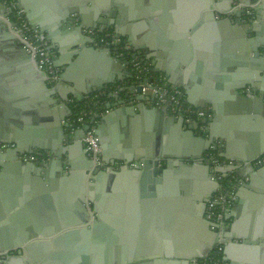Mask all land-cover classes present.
Segmentation results:
<instances>
[{
    "label": "crops",
    "instance_id": "1",
    "mask_svg": "<svg viewBox=\"0 0 264 264\" xmlns=\"http://www.w3.org/2000/svg\"><path fill=\"white\" fill-rule=\"evenodd\" d=\"M249 1L246 4L255 7L254 19L260 26L258 36L264 39V0ZM130 2L132 3L130 9L137 13L146 12L138 10L134 0ZM235 2L231 4V0H142L141 7L150 9L152 16L148 19H152L154 24L144 20L140 21L143 17H138L135 20L136 23H139L135 27V32L138 33L134 34V40L168 46L163 50L167 51L166 53L174 51L172 58L179 60V65L175 67V76L173 80L171 78V81H176L179 85L169 84L166 80L169 86L184 90V102L200 103L205 98L211 97L219 105H223L225 112L230 113L229 111L233 110L232 106L235 105V101L232 98L231 88L242 75V70L237 69L235 65L241 55L242 40L236 36L230 23H226L228 18L226 13L231 11ZM28 4L32 8L31 14L36 21L55 24V27L52 26L55 38L66 39L67 33L64 28L58 26L57 21L53 22L57 11H55L56 5L52 0H31ZM77 5L82 14L88 16L92 23L91 7L84 6V1L78 2ZM155 25H159V30L154 29ZM89 30L91 29L86 28V33L94 35L96 38L111 32L100 34L96 30L95 33H90ZM253 35L254 33L250 34V36ZM121 37L126 40L125 37ZM45 40L49 47L51 42L47 38ZM128 44L134 48L133 44ZM53 52L56 53V49ZM13 55H15L13 51H0V105H2L0 108L16 115V117L12 116V119L6 120V117L2 115L0 121H4L5 126L12 123L16 125V130L24 138L44 140L47 129L42 130L33 119L34 114L38 116V108L34 103L41 106L40 84L37 80L28 79L26 62H19L20 58ZM172 58H165L167 67L170 66ZM93 59V55H90L85 63L84 61L81 63V67H87L89 75L104 73L105 66H101L99 62H91ZM184 62L186 64H183ZM147 63L146 66L149 69L154 67L152 60H148ZM88 73L81 75L82 72L72 70L71 79H76L82 86L78 88L73 85L75 97L84 94V78H87ZM47 83L49 86H53L48 80ZM67 85L66 88L71 87L72 83L68 82ZM261 86L264 87V83H261ZM5 89L8 92V97L1 95ZM24 89L28 90L24 91ZM30 94H32L33 100H31ZM56 97H59V94ZM26 109H30L31 113L34 112V114L28 115L27 119L22 116ZM227 116L229 114H225V120L213 121L212 130L206 129L207 126L202 125L195 130L194 138L191 135H186L184 129L179 127L177 122L173 123L171 130H166L165 123H162L157 115L152 114L149 109L137 117L119 115L114 118L108 128L104 129L103 134L109 136L110 140L113 138L114 148H117L116 150H119L120 153L128 146L133 148L142 144L159 152L167 150L175 161H185L179 166H174L166 183L161 184L159 194L156 197L147 198V202L137 197L139 179L137 180L133 173L135 166L128 167L123 161H116L114 167L110 165L114 168L116 175L113 177L105 175L106 177L103 178L98 189L101 204L100 214L103 219L107 220L106 226L100 227L101 237H104V234L105 238L108 234L117 235L118 232L124 230L129 233L135 232L136 236L131 234L134 237L130 235V240L127 243L121 239L116 240L115 244L109 243L107 239L103 240L107 254L100 251V256L104 263L112 260L113 263L130 264L138 256L143 258L154 255L161 256L164 254V250L168 249L173 251L174 257L190 255V259L193 257V259L200 260L210 255L215 248L217 236H212L206 225V219H208L206 211V219H204L203 214L201 215L199 211L202 208L199 209L200 203L194 201L193 198L196 195L206 199L211 194L215 195L218 192L216 180L221 173L217 171V168L226 162L215 165L207 161L201 163L195 160L194 154L203 152L206 155L214 150L213 144L207 150V140L204 139L205 137L207 139L211 132L229 137V143L226 139L223 142L217 138L214 139V144L218 143V148H221L218 149L219 151L228 152V158L240 159L241 154H254L264 150V119L258 122L254 121L253 125L256 127L252 126L248 130L246 126L233 125ZM95 122L97 129L100 120H95ZM190 122L187 119V123ZM19 123H23L24 126H20ZM65 123L63 122L65 131L73 133ZM208 166H210V170ZM238 166V172L244 173L247 164L242 162ZM253 167L256 170L262 168L254 165ZM13 173L15 176H11L5 181L0 193V248L25 247L30 243L48 240L52 244L50 251H56L53 241H50L51 237L54 239L55 235L45 237L40 234L35 236V233L52 231L59 234L62 231H67L68 228L62 225L58 228L57 224L60 223V208L63 212L71 208L64 195L69 186H61L62 183L59 182L55 189L46 191L41 181L35 178H23L18 173ZM260 177L255 183L256 189L249 190L243 187L244 182L242 181L249 182L250 180L248 175L238 183L236 188V192L242 194V203L238 205L236 202L229 211L227 233L233 224L236 225L235 232L231 231V233H236L240 237L242 245H232L229 248L228 244L232 239L227 235L229 240L224 244V250L227 245L228 247L223 256L227 264H232V260L234 264H264V174ZM186 188L191 189L194 196H186L184 191ZM57 192L62 199H59V202H62L61 206L58 204ZM191 196L193 198H190ZM186 197L190 199L188 200ZM137 198L136 207L132 206L131 208V205H135L134 200ZM11 203L13 207H16L14 212L6 210V206ZM137 205L139 206L137 207ZM203 211L204 209H202ZM128 217L132 219L129 224ZM67 219L69 220L70 216ZM141 233H143L142 237H140ZM134 238L137 240L136 243L131 241ZM141 239L144 241L143 247L148 251L145 254L148 255H142L137 250L134 252L135 245L138 248ZM75 243H86L83 233L80 234L78 240H66L62 249L67 251ZM123 247L128 248L124 254L110 252L112 248ZM160 250H162L160 253L156 252ZM150 251H154V253ZM3 253L6 254L0 260V264H9L10 259L17 256V251L14 256L10 252ZM33 255V259L28 255L25 256V260L30 264H55L54 259L48 256L42 257L37 250L33 251ZM193 259L190 260V264L194 263Z\"/></svg>",
    "mask_w": 264,
    "mask_h": 264
},
{
    "label": "water",
    "instance_id": "2",
    "mask_svg": "<svg viewBox=\"0 0 264 264\" xmlns=\"http://www.w3.org/2000/svg\"><path fill=\"white\" fill-rule=\"evenodd\" d=\"M16 1L18 2L19 8H24L30 24L38 28L43 38H47L51 42L48 49L53 55L55 65L60 72V81L53 86L48 85L47 76L37 67L34 57L24 47L22 41L23 35L19 33V30L14 28L16 22L13 19V13L7 10V5L3 0H0V51H13L15 53L13 56L18 59L20 58L19 62L22 63L25 61L28 66L26 71L28 79L31 81L37 80L42 90L39 93L41 106L34 103L38 108V116L34 112H29L31 111L30 109H26L22 113V116L27 119L29 118L28 115L34 114L33 119L38 123V126L42 130L47 129L44 140L28 139L19 134L15 128L16 125L13 123H6L7 125L5 126L4 121H0V193L5 181L9 177L15 176L12 172H16L23 176V178H35L41 181L46 191L52 188L55 189L56 184L59 182L62 183L61 186H69V189L65 191L64 195L67 199V204L71 208L70 210L67 209L65 211L66 213L61 208L59 210L60 223L58 222L57 226L60 228V225H62L68 228L66 232L62 231L59 234L52 231L35 233V236L38 234L45 237L55 235L54 239L51 237L50 241H53L56 251H50L52 244L48 240H43L30 243L25 247L0 248V260L5 257L4 255L6 253L4 254L3 252H10L14 256L15 251H17V256L12 257L9 264H30L29 261L25 260V256L32 257L34 256L33 251L37 250L42 257L48 256L54 259L53 262L55 264H129L113 263L112 260L110 262L105 261L104 263V260L100 256V251L107 254L103 240L106 241L107 239L109 243L115 244L117 242L116 240L121 239L127 243L130 240L131 234L136 236L135 232L129 233L124 230L118 232L117 235L108 234L105 238L104 234V237H101L102 231L100 227L106 226L107 221L100 214L101 204L98 189L101 181L106 177L105 175H109L110 177L116 175L113 170L114 168H112L115 166L116 161H123L128 167L134 165L135 170H133V173L136 175L137 180L139 179V189L136 191L137 197L147 202V198L156 197L159 194L161 184L166 183L167 179L171 176L174 166H179L185 163V161H175L173 160L174 157L172 154L168 153L167 150L159 152L150 146L142 144L133 148L128 146L120 153L119 150H116L117 148H114L113 138L110 140L109 136L107 137L106 134H103V131L109 127L115 117L119 115H123L124 117H137L146 109H149L152 114L157 115L162 123H165L167 126L166 130H171L173 123L177 122L179 127L181 126L184 129L186 135H191L192 138L195 136V130L202 125H206V129L212 130V122H218L224 119L225 114H229L227 117L230 120H228L233 125L236 124L238 127L246 126L248 130L252 126H255L253 125L254 121L258 122L263 120L264 87L261 86V83H264V39L258 36V28L260 26L254 19L255 7H251L252 13L249 17H246L248 15L245 16L241 12H237L236 16L232 15V12L226 13L228 17L227 21L225 20L226 23H230L236 36L242 40L241 55L235 64L237 69L242 70V75L240 80H237L234 83V87L231 88L232 98L235 101V105L232 106L233 110L229 111L230 113L225 112L223 105H219L211 97L205 98L200 103H194L192 101V103L185 102V107L190 109L203 110L210 107L213 114L211 117H206L202 120L192 118L190 120L191 122L187 123V113L185 110L174 111L168 106L159 107L157 105V94L152 91L155 87L154 83L159 80L167 83L168 80L169 84L178 86L179 84L176 81H171V78L173 80L175 76V67L179 65V60H173L174 51H170L169 53L163 51L168 46L165 47L162 44L154 45L150 42L145 43L134 40V34L138 33L137 31L135 32V27L139 25V23L135 22L138 17H143L140 21L144 20L145 22L148 21L154 24L152 19H148L152 16L150 9L141 7L142 0L134 1L137 9L146 11L145 13H137L133 9H130L129 7L132 5L131 0H114V2L113 0H57L59 4L52 0L53 4L56 5L55 11H57L53 22L57 21L58 26L63 27L67 33L66 39L59 40L55 38V34L52 31L55 27L54 23L52 25L47 21L40 22L34 19L31 14L32 8L28 4L31 0ZM83 1L84 6L89 5L91 7V13L93 14L92 23L89 21L88 16L82 14L77 5L78 2L82 3ZM235 1L248 2L249 0H231V4ZM86 28L96 30L100 34L113 31L115 33L114 37L123 36L126 40L123 46H110L105 42H101L100 37L96 38L94 35L86 33ZM154 29L159 30V25H155ZM251 33H254V35L250 36ZM128 43L133 44L134 48H131ZM55 49L57 51L56 53L53 52ZM120 51H129V54L124 53V55L119 56ZM114 52L116 53L114 54ZM90 55L94 57L91 62H99L101 66H105L104 73L99 72L89 75L88 68L81 67V63L83 61L85 63L87 57L89 58ZM134 58L141 59L144 66L148 64V60H152L154 67L149 69L146 66L145 73L138 75L132 64ZM165 58H172L170 66L168 67L165 64ZM183 64H186V62ZM73 69L82 72L81 75L88 73L87 78H84V94L77 95L76 97L79 101H85L94 97V106L97 108V112L94 113L93 120H100L96 129L99 137L98 142L102 146L104 161L108 165H112V167L107 169L97 168L93 170L94 162L88 156L83 142L85 132L90 127L88 124L72 131L67 126V123H65L73 133L65 131L63 122H66L68 118L73 116L70 103L72 98L76 99L73 94L75 92L73 85L78 88L82 87L79 85V81L71 79L70 76H72ZM68 82H71L72 86L67 87V89L65 86H68ZM146 87L148 89L145 91L144 88ZM27 90L24 89V91ZM68 90L70 92H67ZM44 91L46 92L44 93ZM57 94H59V97H56ZM1 95L8 97L6 89ZM30 97L33 100L32 94H30ZM101 98L105 100L101 101ZM2 115L6 117V120L12 119V116L16 117V115H12L8 111L0 108V119ZM19 125L24 126L23 123H19ZM202 134L204 135V133ZM217 135L211 132L207 139L206 137L204 138L207 140V150L211 148L212 144L214 145V150L218 151V149H221L218 148V143L214 144L215 138L221 142L226 139L229 143V137L224 134ZM226 152L224 151L220 155L228 157L229 154ZM26 154L36 155L38 160H25L23 156ZM263 154L264 150L257 151L254 154H241L236 164L226 163L218 166L217 171L221 173L220 176L222 179L235 173L239 178L238 183L248 175L250 180L249 182L243 180V187L249 190L256 189L255 183L264 174V167L256 170L253 167L252 161L255 157ZM194 157L198 162H205L203 152L194 154ZM79 158L80 160H78ZM242 162L247 164L244 173L238 172V165ZM208 169L210 170V166H208ZM216 185L220 188L221 181L219 178L216 180ZM184 191L186 196H194L191 189L186 188ZM236 194L239 205L242 203V194L238 191ZM192 196L190 198H193ZM212 196L211 194L210 197L202 199L200 196L195 195L193 198L194 201L196 200L200 203L199 209L202 208L199 211L201 215L203 214L202 217L204 219H206L205 211L207 202ZM56 197L59 206H61L62 202H59V199H61L59 192H57ZM188 197L186 198L189 200L190 198ZM138 198L134 200L135 205H131L133 203L130 204L131 208L132 206L136 207ZM15 208L12 206V203L6 206L8 212H14ZM202 209H204L203 212ZM69 216L70 219L68 220L67 218ZM130 221L132 219L128 217V224ZM206 221L207 224L204 223L214 237L216 232L211 228L210 221L208 219ZM120 223H123V221H120ZM235 226L233 224L230 227L229 233H227L232 239L231 243L228 244L229 248L232 245H242L240 243V237L236 233H231V231L236 230ZM81 233L84 234L85 244L75 243L67 251L62 249L66 240H78ZM134 235L131 236L134 237ZM142 236L143 233L140 234V237ZM131 241L136 243L137 240L134 238ZM139 242L140 246L136 248L135 245L134 252L137 250L142 255H148L145 254L148 251L143 247V239L139 240ZM227 247L224 250L225 253ZM127 250L128 248L126 247L112 248L110 252L124 254ZM161 251L156 252L160 253ZM164 251V254L161 256L154 255L147 258L138 256L130 264H190V260L193 259V257L191 259L189 258L190 255H187L188 257L185 255L174 257L171 249ZM151 253H154V251ZM232 264H234L233 260Z\"/></svg>",
    "mask_w": 264,
    "mask_h": 264
},
{
    "label": "built area",
    "instance_id": "3",
    "mask_svg": "<svg viewBox=\"0 0 264 264\" xmlns=\"http://www.w3.org/2000/svg\"><path fill=\"white\" fill-rule=\"evenodd\" d=\"M7 5V10L13 13V19L16 22L15 29L19 30V33L23 35L22 41L27 51L34 57L37 67L45 73L47 80L51 84H56L60 81V72L55 65L53 55L48 49V42L43 38L38 28L33 27L28 21L23 9L18 7L16 0H3ZM232 15L236 16L237 12H241L243 15H249L252 13L251 6L247 5L243 1H237L234 3L231 11ZM11 18V17H10ZM90 33H95V30H89ZM114 32H108L100 37L101 42H105L110 46L121 45L125 39L122 37H114ZM127 52V53H126ZM129 54V51H120V55ZM133 68L137 71L138 75H143L146 70L141 62V59L134 58L132 60ZM153 92L157 94L158 100L157 105L159 107L168 106L174 111L185 110L187 113V119L190 121L192 118L203 119L212 116L211 108L201 109H190L184 105V92L181 88L169 86L167 83L161 82V80L154 83ZM148 87L144 88L146 91ZM73 98L71 99V102ZM86 114L80 112L76 117H70L66 120L67 126L75 131L88 124L90 127L85 132L83 142L85 145L88 156L94 162L93 170L97 168L107 169L110 167L103 158L102 146L98 142L99 137L96 132L95 121L86 120ZM222 152L218 150V155L209 152L204 155V160L210 164H220L226 162L228 164H236L239 160L235 158H228L221 156ZM25 160L36 161V155H24ZM252 164L257 167H264V154L257 156L253 159ZM221 181V186L218 192L213 195L207 202L206 214L208 220L211 222L212 229L216 232L217 242L213 251L216 257L219 259L215 261V264H227L224 260V244L229 240L227 237V231L229 228V222L227 215L233 205L237 202L238 196L236 194V185L233 183L225 184L222 182L221 176L218 177ZM208 257V256H207ZM206 258V257H204ZM198 264L197 259L192 260Z\"/></svg>",
    "mask_w": 264,
    "mask_h": 264
},
{
    "label": "trees",
    "instance_id": "4",
    "mask_svg": "<svg viewBox=\"0 0 264 264\" xmlns=\"http://www.w3.org/2000/svg\"><path fill=\"white\" fill-rule=\"evenodd\" d=\"M100 100L103 101L105 99L101 98ZM70 106L73 111L72 117H76L80 112H84V114L87 115L86 120L92 121L94 113L97 112V108H95L94 106V97L85 101H79L74 98L73 101L70 103ZM210 152H213L215 154L218 153V151L216 150H211ZM238 180L239 178L237 177V175L233 173L229 177L223 179L222 182H224L226 185L231 183L237 185ZM217 260L219 259L216 257L215 252L212 251L208 257L198 260V264H215L214 262Z\"/></svg>",
    "mask_w": 264,
    "mask_h": 264
},
{
    "label": "flooded vegetation",
    "instance_id": "5",
    "mask_svg": "<svg viewBox=\"0 0 264 264\" xmlns=\"http://www.w3.org/2000/svg\"><path fill=\"white\" fill-rule=\"evenodd\" d=\"M237 2V1H236ZM244 2V1H243ZM245 3H247V2H245ZM237 186H238V184L236 185V188H237ZM236 204V203H235ZM226 243V242H225ZM209 256V255H208Z\"/></svg>",
    "mask_w": 264,
    "mask_h": 264
}]
</instances>
